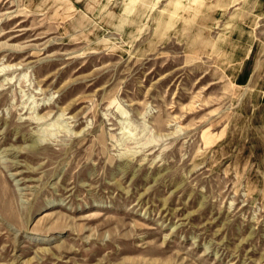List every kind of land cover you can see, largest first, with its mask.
<instances>
[{
	"label": "rangeland",
	"instance_id": "obj_1",
	"mask_svg": "<svg viewBox=\"0 0 264 264\" xmlns=\"http://www.w3.org/2000/svg\"><path fill=\"white\" fill-rule=\"evenodd\" d=\"M0 264H264V0H0Z\"/></svg>",
	"mask_w": 264,
	"mask_h": 264
},
{
	"label": "trees",
	"instance_id": "obj_2",
	"mask_svg": "<svg viewBox=\"0 0 264 264\" xmlns=\"http://www.w3.org/2000/svg\"><path fill=\"white\" fill-rule=\"evenodd\" d=\"M248 76H249V70H245L242 74H241V76H240V78H238V81H240L239 83H246V79L248 78ZM243 77V78H242Z\"/></svg>",
	"mask_w": 264,
	"mask_h": 264
}]
</instances>
